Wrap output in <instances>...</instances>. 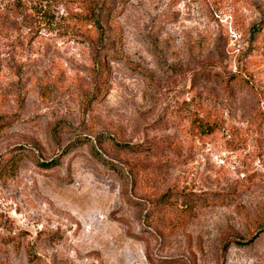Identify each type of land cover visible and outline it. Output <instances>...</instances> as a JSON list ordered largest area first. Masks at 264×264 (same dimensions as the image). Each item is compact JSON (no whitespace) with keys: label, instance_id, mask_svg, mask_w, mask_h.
I'll use <instances>...</instances> for the list:
<instances>
[{"label":"rangeland","instance_id":"obj_1","mask_svg":"<svg viewBox=\"0 0 264 264\" xmlns=\"http://www.w3.org/2000/svg\"><path fill=\"white\" fill-rule=\"evenodd\" d=\"M0 264H264V0H0Z\"/></svg>","mask_w":264,"mask_h":264},{"label":"trees","instance_id":"obj_2","mask_svg":"<svg viewBox=\"0 0 264 264\" xmlns=\"http://www.w3.org/2000/svg\"><path fill=\"white\" fill-rule=\"evenodd\" d=\"M64 3L66 4V2H64ZM78 7H81L82 9H80L79 11H72L73 9L68 7L69 8L68 14L70 15V17L75 19V21L77 22L76 24L78 26L83 25V26L91 27L92 29L94 28L95 30H97L99 37H101V34H103V32H101L102 27L100 26L99 22H100V18H101L102 9H100L99 5L96 2H91V1L84 2V1H82L78 5ZM4 10L3 11L7 14L6 15L7 18H18L22 15V11H21L20 6L17 2L9 3L8 5H6V9H4ZM10 12H11V14H13L12 16H11ZM193 124H194V126H196V128L199 130V132L202 135L213 134L216 131H218L220 129V126H221L218 123V121L210 120V119L208 120L205 117L199 116V115L194 116ZM125 146L128 148H131L128 145H125ZM39 164H40V166L45 167V168L51 166L50 162H48L46 164L44 162H40ZM158 202L162 203V205L168 204L169 199L167 196L164 195L160 198V200ZM192 211H193V206L189 205L188 203L185 204L184 207L179 209V216H178V219L176 221L181 220L184 222L185 218L192 214ZM164 213H166V211H163L162 214H164ZM234 240H235L234 243L238 242V238H235Z\"/></svg>","mask_w":264,"mask_h":264}]
</instances>
